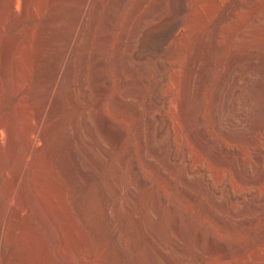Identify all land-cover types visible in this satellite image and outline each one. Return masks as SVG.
I'll return each instance as SVG.
<instances>
[{
	"label": "rangeland",
	"instance_id": "rangeland-1",
	"mask_svg": "<svg viewBox=\"0 0 264 264\" xmlns=\"http://www.w3.org/2000/svg\"><path fill=\"white\" fill-rule=\"evenodd\" d=\"M190 3L177 39L162 50L155 34L137 44L161 15L180 17L165 0H60L29 21L20 5L0 7V63L30 27L51 34L42 80L35 69L26 81L20 74L12 90L23 89L13 96L0 74V124H10L16 107L31 114L51 100L43 125L49 173L58 156L76 158L90 177L71 188L59 173L22 174L26 141L9 148L0 128V264H264V0ZM162 96L172 101L155 104ZM39 180L44 189L34 187ZM9 203L21 208L14 223Z\"/></svg>",
	"mask_w": 264,
	"mask_h": 264
},
{
	"label": "bare ground",
	"instance_id": "bare-ground-1",
	"mask_svg": "<svg viewBox=\"0 0 264 264\" xmlns=\"http://www.w3.org/2000/svg\"><path fill=\"white\" fill-rule=\"evenodd\" d=\"M59 1L60 0H4V1L3 0H0V7L2 8V5L5 3L6 4L5 7H7L8 10H10L11 12H15V8H16L15 5H20L21 8H22V15L20 17L21 20L22 21L23 20L24 21H27V20L29 21V20H33V19L40 18L48 10H50V11L53 10L54 11L57 8V6H58ZM165 1H166V4L170 7V10H172L173 13H178L180 17L179 18H176V19H171L172 15H171V13L168 12L167 14H165L164 17L161 15V17H160L161 19H159V20H156L155 19L154 20L155 22H153L152 24L150 22V25L148 24L149 25L148 27L146 26L145 28H143L142 31H141V33L139 34V37H138V43L139 44H137L139 46V48H144L146 46L147 39L151 35L153 36L154 34L156 35V41H157L156 42V46H157V48L156 47L155 48L157 50H162L163 47L166 44H170L173 40H175V38L177 39L179 30L183 27V25H184V23H185L188 15H190L189 14V12H190V7H189L190 0H165ZM3 8H4V6H3ZM56 12H58V11H56ZM258 15H260V14H258ZM258 15H256L254 17L253 22L255 20H257V19H258V21L261 20V18H260L261 15H260V17ZM262 17L264 18V15ZM76 19L77 20L79 19L80 25L83 24L86 20H88L87 19V10L85 9L81 13L79 12L78 18H76ZM18 20H16V21L13 20L12 21V28H15V27L18 26V23H19ZM168 21H170V24H169V27L167 28V27H165V25H166V22H168ZM76 32H77V27H76ZM76 32H74L73 34L71 33L72 35H71V38H70L68 44L65 43L66 46H65V48L63 50L64 51L63 57H62L61 61L57 64V66L55 67V69L53 71V75L56 77V79H59V77L61 75V72L63 71V67H64V64H65V61H66L67 57L69 56V54L71 52L72 46L75 44V41H76V38H77L76 37V35H77ZM50 45H51V34L49 33L48 30L30 27L29 29L26 30L23 39L13 41V43L9 46V51L5 55V57H6L5 60H3L2 63H0V74L3 77L6 78L7 87H5V88H7L8 90H10V88H11V91L13 93V96H15L16 94L20 93V91L22 92L21 88L23 89V85L21 84V86H22L21 88H19L20 87L19 86L18 87L19 89L16 88V91L15 90H12V88H14V87H12V84H11L12 81H13V79L15 77L17 79V77H19L20 74H21V77L23 78L24 76L28 75L33 69H35L38 72V74H39V79L42 80V78L44 77V73H45V67H46V62H47L48 54L50 52ZM173 48H171V50L172 49H173V51L175 50V53H177L178 55L179 54H182V52L185 51V48H182L183 50H181L180 48H179L180 50L179 49L177 50L176 47H173ZM187 49H188V47H187ZM206 49H207L206 44H204L203 46H201V50L202 51L203 50L205 51ZM134 57L136 59H141L142 56H140L138 53L135 52L134 53ZM193 64L194 65L191 64L192 67L195 66V61L193 62ZM30 74L32 75V73H30ZM189 75H190V77L188 76L189 77L188 84L186 83L188 86L185 87V95L186 96L189 95V92H190L191 86H192V82L194 81V79L196 77L192 73H190ZM13 86H15V85H13ZM9 94H11V93H9ZM50 97H51V95H50ZM170 99H171L170 97L167 98V100L165 102V98L162 96V97H159L155 101V104L163 106ZM171 101H172V99H171ZM19 102H21V101H19ZM51 104H52V101L49 100L47 103H45V105L43 104L44 106L42 108H40L37 112L31 113V114H29L30 112L28 113V112L20 109L21 107H18V108L16 107L13 115L11 116V122H10V124L9 125H7V124L6 125L0 124V128L4 129L6 131V133H7L8 147L9 148H14L15 149V147L17 146V144L19 143L20 140H22V141L25 140L26 141V143L25 142L23 143V144H25V146L23 148V161L21 160L22 161L21 162V168H19L20 169V172L22 174L28 168H31L30 170H32L33 168L34 169H36V168L38 169L39 168V170L41 171V175H40L41 178L43 177V175H44L43 173L44 172H46V173H49L50 172L51 162H49V161L48 162L47 161L45 162V160L43 158L44 157L43 155H46V154H43V152L46 153V149H48L49 148V145H50V140H49L48 135L45 132H43L44 131L43 130V125H44L45 121L48 120L46 118V116H47V113L49 111V108H50ZM19 106H20V104H19ZM8 120L9 119H7V121ZM167 120H166V124L164 125V127L166 129H168L170 127V121L169 120L167 121ZM21 121L22 122L24 121L27 124L26 125L27 127L25 128V131L24 132L19 131V124H21ZM0 122H1V120H0ZM20 127H22V126H20ZM163 132H164V128L158 129L156 131V137L157 136H161ZM1 136H2V130L0 131V145H1V142L3 141L2 138H1ZM205 136H206V133H205ZM42 142H43V145L45 144V146H42L41 145ZM4 148H6V147H4ZM6 150H4V151H6ZM47 153H49V152L47 151ZM235 153H237V152H235ZM21 154H22V152H21ZM21 156H20V159H21ZM174 158H175V156H174ZM16 163H18V162H16ZM80 163L82 164V162H80ZM52 165H53L54 171H53V173H49V174L50 175L52 174L53 178H57L55 176L56 173L61 174L62 177L67 181V183H69V185H70L71 188H74L76 186L75 179L77 177H82V181H83V179L86 182L89 181V178H90L89 177V174L87 173V171L85 170V168L83 169L81 166H79V164L77 163L76 158H74L72 162H69L65 158L56 156V158H54V160L52 161ZM15 166H17V165H15ZM137 167H139V166L137 165ZM53 174H55V175H53ZM53 178L51 177V179H53ZM54 181H55V179H54ZM39 182H40V180L38 182H35L34 181V183H33L34 187L35 188L36 187H39V188L41 187V188L44 189V187L42 186V184H40ZM56 182H57V180H56ZM43 184H45V183H43ZM58 184H59V182H58ZM80 185H81V183H80ZM17 186H18V184H17ZM216 192H218V191H216ZM71 196H72L71 198H73V201L75 202L76 206L79 208V210L83 214V211L81 210L80 205L78 203V196L76 194H74V192L71 193ZM231 198L234 199V201H235V200H241V199H243V196L241 194L237 193L236 191H233ZM259 201H261V200H259ZM14 207H15L14 204L9 203L8 213L11 211V221L13 223L16 222V218H18L21 215V212H20L21 208L20 207L14 208ZM4 231H5V221L3 219L2 222L0 223V252H2V247H4V245H6V243L3 240L4 239ZM102 242H103L102 243V245H103L104 244V241H102ZM99 246H100V244H99ZM103 249L104 248H102L101 252L103 251ZM105 250L106 249H104V252H105ZM8 252L9 251L7 250L5 252V255H7ZM104 252L101 253L102 254V257L104 255ZM105 256H106V253H105ZM10 261H12V260H10ZM85 264H87V263H85ZM100 264H102V263H100Z\"/></svg>",
	"mask_w": 264,
	"mask_h": 264
}]
</instances>
